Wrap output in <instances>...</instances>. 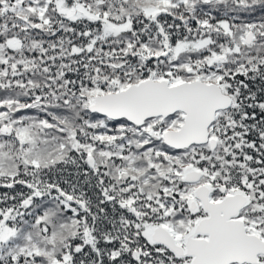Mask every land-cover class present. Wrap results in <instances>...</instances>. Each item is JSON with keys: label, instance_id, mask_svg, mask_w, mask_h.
I'll return each instance as SVG.
<instances>
[{"label": "snow or ice", "instance_id": "obj_1", "mask_svg": "<svg viewBox=\"0 0 264 264\" xmlns=\"http://www.w3.org/2000/svg\"><path fill=\"white\" fill-rule=\"evenodd\" d=\"M0 264H264V0H0Z\"/></svg>", "mask_w": 264, "mask_h": 264}]
</instances>
